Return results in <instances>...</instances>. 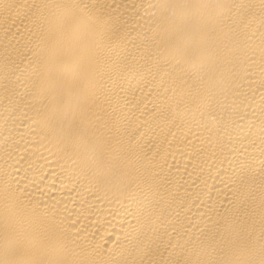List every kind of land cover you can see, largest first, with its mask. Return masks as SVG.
<instances>
[{
  "label": "bare ground",
  "instance_id": "bare-ground-1",
  "mask_svg": "<svg viewBox=\"0 0 264 264\" xmlns=\"http://www.w3.org/2000/svg\"><path fill=\"white\" fill-rule=\"evenodd\" d=\"M0 264H264V0H0Z\"/></svg>",
  "mask_w": 264,
  "mask_h": 264
}]
</instances>
